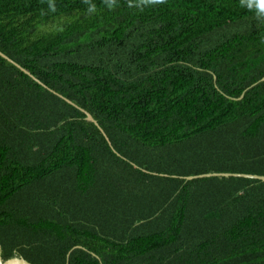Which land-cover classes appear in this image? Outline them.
Listing matches in <instances>:
<instances>
[{
    "label": "trees",
    "instance_id": "1",
    "mask_svg": "<svg viewBox=\"0 0 264 264\" xmlns=\"http://www.w3.org/2000/svg\"><path fill=\"white\" fill-rule=\"evenodd\" d=\"M0 51L4 260L264 264V182L185 179L264 176L255 9L0 0Z\"/></svg>",
    "mask_w": 264,
    "mask_h": 264
},
{
    "label": "water",
    "instance_id": "2",
    "mask_svg": "<svg viewBox=\"0 0 264 264\" xmlns=\"http://www.w3.org/2000/svg\"><path fill=\"white\" fill-rule=\"evenodd\" d=\"M0 56L4 59H6L8 62L12 63L14 66H16L18 69H20L22 72H24L25 74L29 75L32 79H34L38 84H40L41 86H43L45 89H48V86L45 85L44 83H42L38 78H36L34 75H32L29 71H27L25 68H23L22 66H20L18 63L14 62L12 59H10L8 56H6L5 54H3L0 51ZM262 82H264V78L261 80ZM52 91V90H51ZM53 93H55L53 91ZM56 95H58L57 93H55ZM60 98H62L63 100H65L67 103L75 106L76 108H78L84 115H85V119L86 121L95 124V126H97L99 128V130L102 132V134L104 135V137L106 138L109 146L113 149V151L121 157L120 154H118L113 146L112 143L110 141V139L108 138L107 134L105 133V131L102 129V127L100 126V124L96 121V119L92 116L91 113L87 112L86 110L78 107L76 104H74L72 101H70L69 99L63 97L62 95H58ZM145 173H148V171L146 170H142ZM213 177H235V178H247V179H254V180H259L264 182V176H260V175H251V174H235V173H208V174H203V175H198V176H193V177H186V180H194V179H201V178H213ZM0 264H32L30 262H28L27 260H25L22 257H13L10 258L8 260H4L1 256V252H0Z\"/></svg>",
    "mask_w": 264,
    "mask_h": 264
},
{
    "label": "clouds",
    "instance_id": "3",
    "mask_svg": "<svg viewBox=\"0 0 264 264\" xmlns=\"http://www.w3.org/2000/svg\"><path fill=\"white\" fill-rule=\"evenodd\" d=\"M87 2V0H85ZM167 0H141L143 4L159 5L165 4ZM115 3V0H112V4ZM242 7H247L249 10L255 9L257 14V19L264 20V0H240ZM111 6V4L109 5ZM49 7L54 11V6L50 3ZM95 6L91 5L89 11H94Z\"/></svg>",
    "mask_w": 264,
    "mask_h": 264
}]
</instances>
